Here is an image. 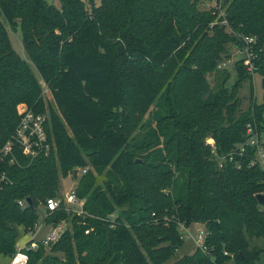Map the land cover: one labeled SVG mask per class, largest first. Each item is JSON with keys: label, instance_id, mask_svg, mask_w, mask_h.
<instances>
[{"label": "trees", "instance_id": "obj_1", "mask_svg": "<svg viewBox=\"0 0 264 264\" xmlns=\"http://www.w3.org/2000/svg\"><path fill=\"white\" fill-rule=\"evenodd\" d=\"M59 1L0 0V145L21 104L49 115L54 144L49 156L6 166L13 184L0 195V255L17 254L18 228L33 230L62 178L87 167L77 188L86 215L64 203L44 217L55 228L72 217L50 247L71 264H164L184 243L181 226L193 224L205 226V247L173 264H264V247L251 242H264V144L251 140L264 135V103L252 86L250 109L237 117V90L253 77L238 62L230 89L217 69L229 43L251 37L264 78V0L223 2L233 34L211 29L216 16L199 0ZM17 28L43 84L11 45ZM45 85L56 109L44 108ZM104 173L106 193L97 186ZM47 249L24 250L28 264L57 259Z\"/></svg>", "mask_w": 264, "mask_h": 264}, {"label": "rangeland", "instance_id": "obj_2", "mask_svg": "<svg viewBox=\"0 0 264 264\" xmlns=\"http://www.w3.org/2000/svg\"><path fill=\"white\" fill-rule=\"evenodd\" d=\"M47 2L55 5L56 7H61L59 0H47ZM198 3H199L198 7L200 10H202V11L205 10L208 12L211 11V13H213L216 16L215 21L211 24V29L214 28V26H219L220 28L225 29V32H227L229 34H233V29L229 23L227 15L225 13L226 11L219 12L217 10L212 9V7H211L212 2L209 0H199ZM224 19L227 20L228 25H224L222 23V21ZM213 33L214 32L212 30L209 31L210 35H213ZM9 34H10L11 45H12L13 49L15 50V52L22 59L26 60L30 64L33 74L35 75V77L37 79H39L42 82L39 70L37 69L35 64L32 61H30V59L28 58V55L26 53V50L24 48L23 34L21 31V28H17V30L11 29L9 31ZM227 49H228V52L230 54V57L226 58L227 55L224 54L223 55V61L218 64L217 69L221 70V71L224 70L225 72H227V74L224 76V79L227 81V87L231 89L238 82L239 72L236 68V64L238 62H241L243 59H241V57L239 55H237L238 48L233 43H229L227 45ZM245 67H246L248 74H250L249 69H248L249 65L245 63ZM215 74H217V72L212 73L208 76L209 83H210V86L212 89L215 88V86L217 85V82H218L217 76ZM250 75L253 77V79L242 81L240 86H239V89L237 90L236 99L239 101V104H240L239 113H238L237 117L241 116L242 113H246L250 109L251 102H252V100H251L252 86L254 89V95H255V99H256L257 104L262 105L264 103V85H263L264 78L261 75L256 74V73H255V75H253V74H250ZM227 76H228V78H227ZM42 84H43V82H42ZM43 104H44L45 110H48L49 108L56 109V105H55V103H54V101L50 95V90L48 89V87L44 88ZM24 105L29 107L27 104H21L18 108L19 115H20V113H22L23 109L26 108V107H23ZM29 109H30V107H29ZM262 136L263 137H260V139H258V140L256 138L252 137L251 140L254 143L264 144V135H262ZM205 142H206V145L211 146L212 150H217L216 141L210 135L205 139ZM97 178H98L97 186H99L102 193H106L107 188L104 184V183H106V181L108 182V179L106 177V173H104L101 176L97 175ZM61 181L62 182H61V190L59 192V195H60L59 198H63L67 207L70 208V210L73 213H76V211L79 210V206L78 205H76V206L68 205L66 203V196L72 190H75V189L77 190L79 183H80V177L78 176L76 178L73 174V175H69V177H67V178H62ZM45 213H46L45 208L41 206L39 208L40 218H39L38 223H37L38 229L36 230L35 238L31 234H29L28 237L26 238V234L24 233L25 230H23L22 227L18 228L19 233H20V238H19L18 244H17L18 248H23L26 245V243L29 242L31 239H36V241H39L41 239L46 238L47 235L52 234L55 231V229H57V228H58L57 231L64 233V231L71 226L72 217L70 218V220L60 224L57 228H55L51 225H46V224H44ZM201 231H203L204 233H207L205 226L202 224H193L189 228H185L184 225H182L181 229H180V233L182 235V240L184 243H183L182 247L176 251L175 257L171 258L170 260H168L164 264H173L176 261H178V260H180L186 256L193 255L196 252V249L198 248L197 238H198V235L200 234ZM251 242H252L253 246L257 245L259 247H264V242L261 239L253 240ZM46 256L57 257V259H55V260L49 259L47 261V264H65L66 262H69V264H71V262L67 259V257L64 254L55 252L50 247H48V249L46 250ZM27 257H28V262H29V256H27ZM261 259L264 262V253L261 256ZM28 262H27V264H28ZM0 264H10V258L0 255ZM226 264H239V263L237 261H235L234 259H232V261H230L229 263H226Z\"/></svg>", "mask_w": 264, "mask_h": 264}, {"label": "built area", "instance_id": "obj_3", "mask_svg": "<svg viewBox=\"0 0 264 264\" xmlns=\"http://www.w3.org/2000/svg\"><path fill=\"white\" fill-rule=\"evenodd\" d=\"M212 2L211 7L219 12L224 11L222 9L223 2L225 0H209ZM223 14V13H222ZM224 25H228L226 19L222 21ZM242 46L237 47V55L249 65V73L255 75L256 68L252 59L255 57L253 52V46L257 43L256 38L240 37ZM255 59V58H254ZM45 87H47L45 85ZM20 113V121L14 132L8 138V140L0 145V195L8 186L13 184L11 177L9 176L6 166H20L21 158H24L30 162H34L36 159L42 156H49L54 148V144L51 140L48 130V124L50 117L46 113L36 112L34 109H29L27 106ZM249 131L252 132L249 126ZM254 144V142H252ZM261 162L264 166V152H261ZM78 176L81 178L88 173L89 168H79ZM63 198H54L47 201L46 211H56L64 204ZM66 203L71 206H79V210L76 211L78 215L85 216L84 201L80 200L77 196V190H72L66 196ZM22 207H25L24 202L19 203ZM69 209V208H68ZM38 224L33 230H30L28 235L36 236V230ZM55 231L47 235L46 238L36 241L32 239L23 248H18L17 254L10 258V264H27L28 255L26 251H36L40 243H43L47 248L52 244L58 242L63 232ZM88 233V232H87ZM207 234L203 231L200 232L197 238L198 247L204 248Z\"/></svg>", "mask_w": 264, "mask_h": 264}, {"label": "water", "instance_id": "obj_4", "mask_svg": "<svg viewBox=\"0 0 264 264\" xmlns=\"http://www.w3.org/2000/svg\"><path fill=\"white\" fill-rule=\"evenodd\" d=\"M78 174H79V170L76 169L74 171V176L77 178ZM257 198H258L259 204L264 207V194L258 195ZM28 202H31V200L29 199Z\"/></svg>", "mask_w": 264, "mask_h": 264}, {"label": "crops", "instance_id": "obj_5", "mask_svg": "<svg viewBox=\"0 0 264 264\" xmlns=\"http://www.w3.org/2000/svg\"><path fill=\"white\" fill-rule=\"evenodd\" d=\"M27 237H28V234L26 235V238H27ZM30 241H32V239H31ZM30 241H29V242H30ZM29 242H27V243H29ZM27 243H26V244H27Z\"/></svg>", "mask_w": 264, "mask_h": 264}]
</instances>
